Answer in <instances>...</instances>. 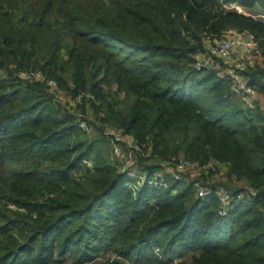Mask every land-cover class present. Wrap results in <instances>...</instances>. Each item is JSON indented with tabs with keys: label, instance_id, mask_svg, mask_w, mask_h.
Here are the masks:
<instances>
[{
	"label": "trees",
	"instance_id": "trees-1",
	"mask_svg": "<svg viewBox=\"0 0 264 264\" xmlns=\"http://www.w3.org/2000/svg\"><path fill=\"white\" fill-rule=\"evenodd\" d=\"M232 2L264 10V0H0V264H99L109 251L118 260L107 264H264V111L195 66L199 32L248 30L264 45V21L223 7ZM23 72L72 99L92 94L81 108L101 126L82 128L46 80ZM247 73L264 94V72ZM104 125L162 158L215 160L206 182L244 199L222 213L217 194L198 197L188 182L135 190Z\"/></svg>",
	"mask_w": 264,
	"mask_h": 264
},
{
	"label": "built area",
	"instance_id": "built-area-1",
	"mask_svg": "<svg viewBox=\"0 0 264 264\" xmlns=\"http://www.w3.org/2000/svg\"><path fill=\"white\" fill-rule=\"evenodd\" d=\"M223 7L225 9L235 10L241 14H246L245 9L237 3H227L224 4ZM254 17L264 21V13L255 15ZM226 32L227 34L223 40L215 43L206 50L202 49L203 47L201 49H197L195 53V66L198 69L209 68L211 71L216 70L215 72H217L220 77L229 79L231 82V89L233 93L241 98L243 108L245 110L253 111L257 108H261L264 110V96H261L255 90V88L249 83V80L240 72L238 68L223 67L220 69L217 68V70L216 64H219V62L215 64V62L213 61V58H219V60L231 59L235 51L237 50H240L249 55L262 56L264 53V48L261 44V39L248 30L237 32L235 30L229 29ZM22 76L23 78L28 79L37 78L42 81L46 80L51 92H58L57 95L59 94V92H61L58 89L57 82L53 79L46 78L41 72H25ZM92 99H94V96L92 94L82 92L75 99H73V101L77 105L81 104L85 100L89 101ZM79 123L80 126L85 130H91L92 125L90 124V122L84 119H79ZM111 128L116 129V131L108 132L107 128L105 130V133L115 145L113 150L115 155V162L118 167V164H122L121 167L125 166L127 168L123 169L125 171H122L120 169L121 167H119V169L122 172L128 173L132 177V179L134 178V168L141 170V175H137L138 183H136V180L134 178L133 182L131 183L132 187H134L135 190L139 189L145 184L159 188L167 187L168 180L166 179V177H164V175L169 173L164 174L156 170L154 174H147L142 164L137 162V157L139 155L145 157V159H147V157L153 158L155 156L152 149L150 148L151 146H148L147 151H144V148L147 146L146 144L140 145L137 141H135L133 145H126L122 143V134H124L125 136L132 135L126 134L122 128H115L113 126H111ZM168 161H172L171 166L167 167V165L163 163L162 167L159 169L168 170L167 172H170L169 175H171V179L184 182H187L189 180L188 175L190 173H197V176L194 178H190L191 181H188V183H191L196 187L198 197H206L212 194H217L222 213L226 212L227 210H229V208L232 207V203L235 201V199H244L243 193L236 194L232 190L227 189L223 186H213L209 185V181L206 182L203 175H207L208 173L213 172L216 176L221 171L220 164L215 160H210L205 164H201L199 161L187 159L182 156H174ZM173 167H175L174 172L171 171ZM244 188L247 191L245 192V194L249 193L248 195H250L255 201L258 196L257 191L247 185H245ZM156 253L160 258L164 257L163 252L159 248L156 249ZM124 261L125 264H134L128 260Z\"/></svg>",
	"mask_w": 264,
	"mask_h": 264
},
{
	"label": "rangeland",
	"instance_id": "rangeland-1",
	"mask_svg": "<svg viewBox=\"0 0 264 264\" xmlns=\"http://www.w3.org/2000/svg\"><path fill=\"white\" fill-rule=\"evenodd\" d=\"M259 10H260V8H255V9H253V10H246L248 13H250L251 15H257V13L259 12ZM262 14V13H261ZM229 30V29H228ZM232 30H235V31H237V32H240V30H238V29H232ZM227 31V30H226ZM226 31H224L221 35H216V36H214V35H210V34H208V33H205V32H199L198 33V35H201V38L203 39V41H204V43H203V45H201L203 48L202 49H207V48H209V47H211L212 45H214L215 43H217V42H219V41H221V40H223L224 38H225V36H226V34H227V32ZM192 41V40H191ZM264 41V40H263ZM261 44H262V39H261ZM200 46V47H201ZM199 49H201V48H199ZM204 50V51H205ZM213 61L215 62V64L216 63H220V60H219V58H213ZM222 65V64H221ZM224 65V64H223ZM222 65V67H224ZM204 70H209L210 71V69L209 68H203ZM203 69H200V70H203ZM213 71V70H212ZM215 72V71H214ZM24 73L25 72H23L22 73V75H24ZM217 73V72H216ZM49 87V86H48ZM50 88V87H49ZM58 93V92H57ZM58 96V99H59V101L61 102V104H62V106L65 108V109H67L68 111H71V112H73L74 114H76L80 119H86L87 121H89V122H92V123H94L95 125H98V126H101L100 125V123H99V121L95 118V116H94V112H93V108L91 107V105H88L87 106V109H85V111H83V109L81 108V104H77L76 105V103L73 101V99L71 98V96H70V94H68V92H66L65 90H61V92H59V94L57 95ZM238 97V96H237ZM89 107V108H88ZM83 117H85V118H83ZM91 123V125H94V124H92ZM94 125V126H95ZM108 128V132H115L116 131V129H114V128H111V126H106V125H104V133H105V130ZM103 129V128H102ZM101 128H100V130H102ZM119 131V130H118ZM123 133V132H122ZM105 135H106V133H105ZM107 136V135H106ZM108 137V136H107ZM135 138L133 137V136H125L124 134H122V143H124V144H126V145H130V144H134L135 143ZM108 146H109V148H110V150H111V158H113V157H115V155H114V152H113V150H114V147H115V145L113 144V142L111 141V139L110 140H108ZM180 156H182V155H180ZM172 157H174V155H172ZM172 157H170V158H162L161 156H158V155H155L153 158H151V157H147V160H145L144 161V164H142L143 165V167L145 168V169H147V167H148V169L150 170L151 169V167H158L157 169H155L154 171H156V170H158V172H162V173H169L170 174V172H167L168 170H165V169H159V168H161L162 167V164L163 163H165V165H167V167H169V166H171L172 165V161H168V160H170ZM182 157H184V156H182ZM145 158V157H144ZM136 164H138V163H136ZM135 164V165H136ZM13 165H14V163H9V164H7L6 165V169H11V167H13ZM119 165V167H121V165L122 164H118ZM118 167V168H119ZM122 171H125V170H123V169H127L125 166H122L121 168H120ZM120 170V172H122ZM171 171L172 172H174L175 171V167H173L172 169H171ZM123 173H126V172H123ZM183 173H186V172H183ZM138 174H140L141 175V170H139V169H137V168H134V170H133V175H134V178H135V180H136V183H138L137 182V175ZM169 174H165L164 175V177H166V179L168 180V186L167 187H164V188H169V185H171V181H173L172 179H171V175H169ZM189 180L188 181H191V179L190 178H194V177H196L197 176V173H190L189 175ZM205 175H203V177H204ZM134 178H133V180H134ZM187 181V182H188ZM233 186V185H232ZM234 187V186H233ZM190 256H188V258H189ZM98 261V263L99 264H107L108 262L107 261H109V263H112V262H115V261H117L118 260V258H117V256H116V254L115 253H113L112 251H109V252H106L103 256H101L99 259H97ZM177 263V261H175V262H173V264H176ZM65 264H70L69 262H67V263H65ZM121 264H125V261H123L122 260V262H121ZM150 264H159V262L158 261H156V262H152V263H150Z\"/></svg>",
	"mask_w": 264,
	"mask_h": 264
},
{
	"label": "crops",
	"instance_id": "crops-1",
	"mask_svg": "<svg viewBox=\"0 0 264 264\" xmlns=\"http://www.w3.org/2000/svg\"><path fill=\"white\" fill-rule=\"evenodd\" d=\"M245 9V8H244ZM247 9H245L246 11ZM264 13V10L260 9L259 12L257 13V15ZM246 14L251 15L250 13H248L246 11ZM255 16V15H253ZM264 48V45H262ZM224 66V68H228V67H236L240 70V72L248 79L250 80V74L247 73V71L252 70V71H258V70H262L264 72V53L262 56H254V55H249L247 53H244L240 50L235 51L233 57L231 59H222L220 60L219 64H216V69H220L223 68L222 65ZM217 69V70H218ZM211 71V70H210ZM216 71V70H215ZM264 77V74H263ZM250 83V82H249ZM255 88V90L261 95L264 96V94L258 90L255 86H253ZM238 98L240 99L241 103L242 100L241 98L238 96ZM243 104V103H242ZM257 109H261V108H257ZM256 110V109H255ZM263 110V109H261ZM254 111V110H253ZM264 111V110H263Z\"/></svg>",
	"mask_w": 264,
	"mask_h": 264
}]
</instances>
